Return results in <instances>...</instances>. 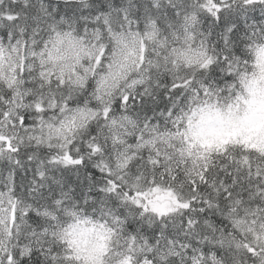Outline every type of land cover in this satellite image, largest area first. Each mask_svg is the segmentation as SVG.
I'll return each mask as SVG.
<instances>
[{
	"label": "snow or ice",
	"instance_id": "1",
	"mask_svg": "<svg viewBox=\"0 0 264 264\" xmlns=\"http://www.w3.org/2000/svg\"><path fill=\"white\" fill-rule=\"evenodd\" d=\"M0 264H264V0H0Z\"/></svg>",
	"mask_w": 264,
	"mask_h": 264
}]
</instances>
